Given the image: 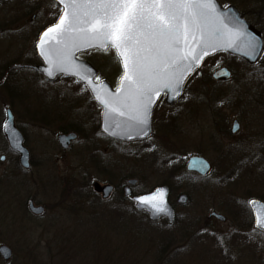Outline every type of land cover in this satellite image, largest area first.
Listing matches in <instances>:
<instances>
[{
    "label": "rangeland",
    "instance_id": "1",
    "mask_svg": "<svg viewBox=\"0 0 264 264\" xmlns=\"http://www.w3.org/2000/svg\"><path fill=\"white\" fill-rule=\"evenodd\" d=\"M238 3L257 23L264 42V0ZM87 57L100 77L115 82L120 72L111 49ZM218 66L231 70L230 79L211 82L209 73ZM201 68L186 84L178 120L156 117L145 141L114 144L101 137L99 109L73 82L66 98L67 127L79 135L70 148L57 142V124L23 126L36 166L20 174L11 155L0 160V245L11 249L8 260L0 256V264H211L209 258L222 256L230 257L225 264H264V234L253 228L246 207L250 198L264 197V54L255 65L219 54ZM22 78L28 86L22 92H32L24 73ZM41 88L34 101L56 105ZM162 111L168 115L165 107L157 115ZM234 119L239 128L231 132ZM191 155L212 164L208 176L186 172ZM129 179H136L131 184L135 192L167 185L174 219L151 220L144 212H133L123 193ZM94 181L112 184L114 193L103 199L93 190ZM182 193L188 200L177 204ZM29 198L44 205L42 215L28 211ZM239 226L241 233L234 231L239 238H229ZM212 232L220 239L206 236ZM235 245L241 247L240 255L231 258Z\"/></svg>",
    "mask_w": 264,
    "mask_h": 264
},
{
    "label": "snow or ice",
    "instance_id": "2",
    "mask_svg": "<svg viewBox=\"0 0 264 264\" xmlns=\"http://www.w3.org/2000/svg\"><path fill=\"white\" fill-rule=\"evenodd\" d=\"M56 2L63 5L57 22L43 32L36 45L50 66L47 74L51 76L55 70L79 75L103 105L107 120L124 118L139 130L137 134L145 136L153 97L163 90L178 93L186 76L210 50L236 47L244 36L239 27L224 22L214 0ZM242 42L245 48L256 47L250 39ZM90 48L115 50L123 67L115 93L98 92L95 80L87 70L81 71L83 65L75 63V53ZM155 198L145 196L139 201L157 212L165 211L162 205L152 204ZM255 223L264 228L259 214Z\"/></svg>",
    "mask_w": 264,
    "mask_h": 264
},
{
    "label": "flooded vegetation",
    "instance_id": "3",
    "mask_svg": "<svg viewBox=\"0 0 264 264\" xmlns=\"http://www.w3.org/2000/svg\"><path fill=\"white\" fill-rule=\"evenodd\" d=\"M217 1L221 6L233 5L242 12L238 0ZM60 10L61 8L55 0H0V157H3L0 160L11 155L20 174L24 173V168L20 165L18 152L9 145L5 131L6 123L12 121L13 126L22 135L23 144L28 148L30 155V168L27 170L31 171L35 168L36 162L31 155V149L28 147V136L23 126L49 127L57 124L56 126H60L57 130V139L59 134L69 133L70 126L67 128V124L70 120L68 116L70 103H66L69 84L73 82L83 89V92L87 91L85 85L74 77L59 74L53 79H48L38 68L42 64L36 48L38 37L42 30L57 20ZM98 52L97 50H88L79 53L77 58L90 62L99 73L93 61L87 57L90 53L96 54ZM23 73L31 82L30 89L32 92L28 93L27 88H24V93L22 92L24 86L28 87L23 84ZM119 76L120 73L115 78V82L111 83L113 89H116ZM38 87H42L41 91H47L48 96L53 99V103L56 105L51 107L37 104L34 101V94ZM165 97L162 94L154 107L151 119L152 132L156 117L161 122L164 120L175 122L176 118L178 120L181 96L170 105L165 102ZM88 99L90 98L88 97ZM91 102L99 109L96 119L99 135L112 143L113 140L100 130V107L93 101ZM160 107L163 109L165 107L168 115L162 111L161 115L158 116L157 112ZM165 117L167 119H164ZM30 201L39 205L33 198H29L27 207ZM42 206L44 207V205Z\"/></svg>",
    "mask_w": 264,
    "mask_h": 264
},
{
    "label": "water",
    "instance_id": "4",
    "mask_svg": "<svg viewBox=\"0 0 264 264\" xmlns=\"http://www.w3.org/2000/svg\"><path fill=\"white\" fill-rule=\"evenodd\" d=\"M56 1V0H55ZM214 3L217 6V11L221 14V16L224 19V22L226 24H228L230 27L233 25H236L237 27L240 28V30L242 31V33L244 34L242 41H246L248 39L252 40L255 42V49H251V48H245L244 47V43L242 41H238L237 44L238 46L233 47V48H221L218 51L212 52L210 50V54L206 57H204V59L200 62L199 67L201 66V64L203 63V61L217 53L220 51H224L236 56L241 57L242 59H244L245 61H247L249 64H253L255 63L261 56L263 53V41H262V36L261 33L259 32L258 29H256L254 26H252L243 16L242 14H240L237 9L234 6H227V7H221L218 2L216 0H214ZM59 6L63 7V5L59 4ZM57 22V21H56ZM55 22V23H56ZM52 26V25H51ZM49 26V27H51ZM48 27V28H49ZM48 28H46L44 31H46ZM43 31V32H44ZM43 32L40 34V37L38 39V42L43 34ZM37 42V43H38ZM54 43V42H53ZM47 47V46H46ZM92 49V48H90ZM88 49H84L82 51H86ZM102 50V49H100ZM115 51V50H114ZM248 52L249 54H245V52ZM81 52V51H78ZM76 52L75 55L78 53ZM39 53V50H38ZM40 54V53H39ZM41 56V55H40ZM43 58V57H42ZM45 62L44 66H39V68L44 72V75L47 76L48 78H52L55 74H57L59 71H55L53 70V74L51 76H49L47 74V70L49 69V64L44 60ZM74 61L77 65H83V69L81 70L82 72L84 70H87V75L91 78L94 79L95 75H96V71L91 67V65L86 62V61H78L76 60V58L74 57ZM121 65V69H122V74H123V67L122 64ZM196 67L194 69V71H192L191 73H189L186 78L184 79L183 84L181 85L179 92H172L170 90H163L161 91V93L159 94L158 97L154 96L153 100L154 103L151 107V114L149 117V122L146 128V131L148 133V135L151 133V115H152V111L153 108L158 100V98L160 97V95L162 93H166V102L167 103H172L183 91L184 86L186 81L188 80V78L199 68ZM64 74H68V75H72L75 76L79 79V75L76 74H72L71 72L65 73L62 72ZM214 79H228L230 77V71L227 68H219L217 69L213 74H212ZM87 87L89 88L93 98H94V94L91 91L88 83H86L85 81H83ZM96 86H97V90L98 92H111V93H115L116 90H112L110 87V84L108 82H106L105 80H100L98 82H95ZM120 83V79L118 81V85ZM95 99V98H94ZM96 100V99H95ZM97 101V100H96ZM98 102V101H97ZM99 103V102H98ZM99 105L102 108V112H101V128L102 130L108 134L109 136L119 139V140H135V139H141L145 136L143 133L137 134L138 133V129L130 127V122H127L124 118L121 117H117L113 120H107L104 116V112L105 109L103 107V105H101L99 103ZM107 129V131L105 130ZM238 129V123L237 121H233V125H232V132H235ZM5 131H6V137L8 139L9 145L12 149L16 150L19 153V162L20 165L24 168H29V155H28V150L27 148L24 146L23 144V137L20 134V132H18V130H16V128L13 126L12 121L7 122L5 125ZM74 138V133L68 134V135H60L59 136V141L62 145V147L67 148L68 143L71 139ZM186 170L188 171H195L201 175H207L210 170H211V164L203 157L201 156H192L190 158H188L186 165H185ZM136 183L135 179H130L128 180V184H134ZM93 189L96 192H100L102 193L103 197H108L110 195V192L112 191L113 187L111 185H101L99 182H93ZM124 194L126 196L131 194V189L130 186H125L124 187ZM168 195H169V189L166 185H161V186H156L154 187L150 192L147 193H142V194H138V195H133L131 198L132 200L135 202V206L138 210H146L150 219H158L161 216H165L169 222H171L174 219V210L171 206V204L168 201ZM145 196H155V200L152 201V204H155L157 206H163L165 208V211L163 212H157L155 210V208L151 207L148 204H141L139 201L140 197H145ZM188 200L187 195L185 194H181L178 196L177 198V203L180 204H184L186 203ZM250 201H254L255 203H249L251 210H252V215H253V223L254 226L256 227V216L259 214L261 221L264 222V201L259 200V199H251ZM30 209L33 213L35 214H40L43 211V207L41 206H34L32 202H30ZM212 215H214L216 218L219 219H223V217L219 214H216L214 212L211 213ZM258 228V227H256ZM260 230L264 231V228H258ZM0 255L4 260H8L11 257V249L6 246V245H0Z\"/></svg>",
    "mask_w": 264,
    "mask_h": 264
},
{
    "label": "trees",
    "instance_id": "5",
    "mask_svg": "<svg viewBox=\"0 0 264 264\" xmlns=\"http://www.w3.org/2000/svg\"><path fill=\"white\" fill-rule=\"evenodd\" d=\"M254 25H256L257 27H258V25H257V23L255 24V23H253ZM205 100V99H204ZM217 100V99H216ZM71 130H76V131H78L76 128H74V127H71ZM135 192V191H134ZM140 192H142V191H140ZM123 197V196H122ZM124 198V197H123ZM258 198H261V199H264V197H263V195H261V196H259ZM133 205V204H132ZM246 207H247V205H246ZM248 208V207H247ZM121 209H123V207L121 208ZM120 208H119V210L118 211H120L121 210ZM130 210V209H129ZM132 210V209H131ZM117 211V212H118ZM133 211V210H132ZM133 212H135V213H137L138 211H136L135 209H134V211ZM177 217V216H176ZM176 219H178V217L176 218ZM167 222V221H166ZM174 222H175V220H174ZM173 222V223H174ZM245 222V221H244ZM244 222H242V225H243V223ZM246 224H248V225H251V222L249 221V222H245ZM242 225H241V227H242ZM245 227V226H244ZM239 228H240V226H239ZM234 231H237V232H239V233H241V228L240 229H238V228H236V227H233L232 229H231V232H230V234L228 235V237L229 238H232V239H234V238H239V237H235V235H234ZM244 230H242V232H243ZM233 232V233H232ZM210 234H212V235H209V234H206V236L207 237H209V238H214L215 240H217V239H220V235H217L216 233H210ZM193 236V234L191 235V237ZM168 241H170V239H168ZM168 241H166V242H168ZM240 250H241V247H239V246H237V245H235V248H234V251L232 252V253H229L230 255H232V257L231 258H236V256L235 255H240ZM235 256V257H234ZM264 256V255H263ZM263 256H261V257H259L258 259H260V258H263ZM224 257V258H223ZM209 258V257H208ZM210 259V263L212 264V263H214V264H225V262L228 260V259H230V257H226V256H222V257H218V258H209Z\"/></svg>",
    "mask_w": 264,
    "mask_h": 264
}]
</instances>
